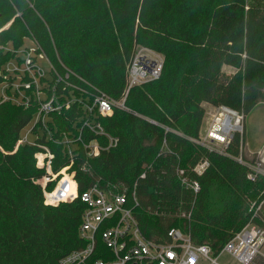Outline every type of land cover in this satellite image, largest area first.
Here are the masks:
<instances>
[{
  "label": "trees",
  "instance_id": "16d2710c",
  "mask_svg": "<svg viewBox=\"0 0 264 264\" xmlns=\"http://www.w3.org/2000/svg\"><path fill=\"white\" fill-rule=\"evenodd\" d=\"M25 40L38 44L58 71L78 74L83 81L73 80L76 85L115 100L125 92L138 48L156 51L164 62L158 80L130 90L129 111L115 109L101 119L119 141L91 159L79 147L70 158L57 143L65 131H76L71 111L49 123L52 140L45 133L35 145L15 150L35 108L0 104V264H60L84 248L79 231L86 204L80 196L94 184L136 186L134 215L144 236L156 243L170 242L168 232L179 229L217 254L248 223L264 177L251 182L247 167L235 159L247 158L244 140L241 150L236 134L218 153L196 139L206 104L246 116L264 103V0H0V64L13 57L6 48L18 50ZM224 66L236 71L228 74ZM40 145L54 154L53 173L73 159L69 172L78 198L45 204L38 181L47 172L35 158ZM205 160L210 166L199 176L193 168ZM180 170L188 183H199L198 192L182 184ZM54 187L51 182L47 189ZM75 193V182L65 176L48 197L55 202ZM103 256L110 258V249L99 236L93 259Z\"/></svg>",
  "mask_w": 264,
  "mask_h": 264
},
{
  "label": "built area",
  "instance_id": "2783aa9c",
  "mask_svg": "<svg viewBox=\"0 0 264 264\" xmlns=\"http://www.w3.org/2000/svg\"><path fill=\"white\" fill-rule=\"evenodd\" d=\"M35 45L37 55L49 61L43 52L38 51V44ZM6 51H10L13 57L0 64V82L5 84L0 104L7 102L25 110L35 108L32 116L35 127H42L48 140L53 138L49 123L56 116L74 112L76 131L70 129L62 134V138L56 139L57 143L61 142L68 148L70 158H73V147L82 148L86 157L91 159L98 152L117 146L118 138L106 131L101 119L110 116L115 109L129 111L126 101L130 90L158 80L164 62L163 56L156 51L145 47L138 48L128 66L125 92L119 100H115L101 90L82 89L73 82L83 81L78 74L67 68L62 72L58 71L50 61L52 78L50 81L46 80V73L38 66V58L31 49H25L26 58L19 60L18 64L10 63L18 50L6 48ZM6 64L8 65L4 68ZM206 114L209 117L206 132L204 135L200 134L196 142L210 151L225 153L236 134L243 136L245 115L227 106H210ZM91 135L95 137L87 139ZM102 139L106 140L105 145L101 142ZM25 144L35 145L36 142L29 143L27 137H20L15 150ZM40 148L41 151L35 154V158L36 165L47 172L38 181L44 192L45 204L57 206L78 198L77 182L74 174L69 172L74 163L73 159L70 160V165L58 173H53L51 164L54 154L46 145H40ZM235 159L247 167L250 181L264 176V155L257 154L253 162L246 161L242 155ZM208 166L209 161H202L195 166L194 171L203 173ZM65 176L75 182L76 193L51 202L48 196L55 192L58 183ZM141 177L144 178L145 174ZM179 177L186 183L184 170L179 171ZM51 182H55V187L48 191L47 186ZM187 186L194 192H198L200 188L197 182ZM80 199L86 204L79 231L86 246L62 258L60 264H221L219 258L223 253H228L237 264H264V202L252 209L254 217H259L261 223L251 220L219 253L214 254L208 245H195L179 229L168 232V243H156L147 239L134 215V208L138 204L136 186L132 190L127 186L106 189L94 184ZM99 236L110 249V258L103 256L93 259Z\"/></svg>",
  "mask_w": 264,
  "mask_h": 264
},
{
  "label": "rangeland",
  "instance_id": "374dc122",
  "mask_svg": "<svg viewBox=\"0 0 264 264\" xmlns=\"http://www.w3.org/2000/svg\"><path fill=\"white\" fill-rule=\"evenodd\" d=\"M12 47V46H11ZM12 50H16L13 47L11 48ZM25 49H31L33 55L37 56V63L38 66L43 69V71H45L46 75L45 78L46 80L50 81L52 78V68L50 66L49 61L46 58H41L39 55H37V53L35 52L36 50V45L35 42L32 40H25V43L23 45V47H21L20 49H18L16 57L13 58L11 60L10 63H16L18 64L19 60L26 58V53H25ZM8 64H6L4 66V68L7 67ZM223 71L228 73V74H233L236 69L230 66H224L223 67ZM5 87L4 83L0 82V97H1V92H2V88ZM208 104L205 105V107ZM208 110V107L207 109ZM208 121H209V117L206 114L204 117V121L202 124V128L200 131V134L204 135L206 132V128L208 125ZM243 127H244V132H243V136L240 135L241 140L243 139L245 144H246V149L249 152H258V151H262L264 149V103H259L257 106H255L246 116H245V120L243 123ZM44 136V129L42 127H35V122L34 120H30V122H28V124H26V126L22 129V132L20 134L21 138H26L27 137V141L29 143H34L36 142L39 138H43ZM242 143V142H241ZM244 152L247 155V158H245L248 162H253L254 159L256 157H253V154L248 153L245 150L244 147ZM231 154V153H230ZM259 155V154H258ZM263 155V154H261ZM231 157H234L233 154L230 155ZM258 158V157H257ZM210 166V164H209ZM208 166V168H209ZM195 168V167H194ZM193 168V170H194ZM206 171V170H205ZM196 172V171H195ZM199 176L204 174L203 173H199L196 172ZM264 176H260L258 177L259 179H261ZM186 180V178H185ZM182 182V181H181ZM197 182V181H196ZM253 182V181H251ZM256 181H254L255 183ZM198 183V182H197ZM183 184V182H182ZM184 184H190L187 182ZM199 184V183H198ZM257 188L259 189V186H257ZM247 193L252 194L254 192V189L251 190V188H247ZM259 197H261L258 203H256L257 201H253L250 205L249 208V212L252 213L249 221L253 218L254 216V211H252L254 206H258L259 204H261L262 202H264V190L260 193ZM258 197V198H259ZM257 204V205H256ZM264 209V207H263ZM186 214H182L181 217H184ZM189 217V216H187ZM248 221V222H249ZM256 222H258L259 224L261 223L260 218H256L255 220ZM219 261L221 264H237L236 261L228 254V253H223L220 258Z\"/></svg>",
  "mask_w": 264,
  "mask_h": 264
},
{
  "label": "crops",
  "instance_id": "0c3cea01",
  "mask_svg": "<svg viewBox=\"0 0 264 264\" xmlns=\"http://www.w3.org/2000/svg\"><path fill=\"white\" fill-rule=\"evenodd\" d=\"M207 107H210V105H207L206 106V109ZM244 147H245V150L250 153V154H263L264 155V149L262 151H258L257 153L256 152H249L247 149H246V144L244 143Z\"/></svg>",
  "mask_w": 264,
  "mask_h": 264
}]
</instances>
